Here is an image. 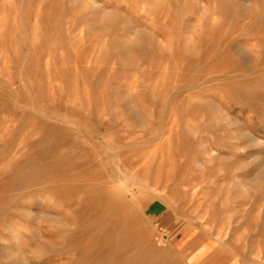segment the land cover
<instances>
[{"label":"rangeland","instance_id":"rangeland-1","mask_svg":"<svg viewBox=\"0 0 264 264\" xmlns=\"http://www.w3.org/2000/svg\"><path fill=\"white\" fill-rule=\"evenodd\" d=\"M0 264H264V0H0Z\"/></svg>","mask_w":264,"mask_h":264},{"label":"bare ground","instance_id":"bare-ground-1","mask_svg":"<svg viewBox=\"0 0 264 264\" xmlns=\"http://www.w3.org/2000/svg\"><path fill=\"white\" fill-rule=\"evenodd\" d=\"M247 14V13H246Z\"/></svg>","mask_w":264,"mask_h":264}]
</instances>
